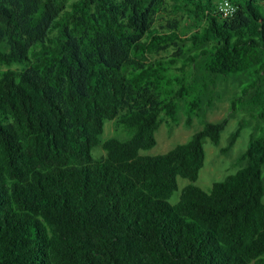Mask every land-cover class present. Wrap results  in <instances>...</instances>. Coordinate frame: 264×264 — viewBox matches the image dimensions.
<instances>
[{"label": "trees", "instance_id": "1", "mask_svg": "<svg viewBox=\"0 0 264 264\" xmlns=\"http://www.w3.org/2000/svg\"><path fill=\"white\" fill-rule=\"evenodd\" d=\"M223 1L0 0V264H264V0ZM240 110V167L205 191ZM180 115L201 128L139 154Z\"/></svg>", "mask_w": 264, "mask_h": 264}, {"label": "rangeland", "instance_id": "2", "mask_svg": "<svg viewBox=\"0 0 264 264\" xmlns=\"http://www.w3.org/2000/svg\"><path fill=\"white\" fill-rule=\"evenodd\" d=\"M7 68L4 65H0V69ZM234 85L232 82L220 83L216 86L215 90L219 92L223 86ZM235 87H230L229 90L223 95V97L216 102L211 108H207L206 120L208 121H218L221 118L228 115L229 112V98ZM244 111H238L234 115L229 117L225 128L221 132L220 140L218 145H214L208 138L203 142L205 158L203 166L201 167L197 179L192 182L193 184L199 186L205 191L210 190L213 182L222 180L226 175L235 172L240 165H234L239 154L245 150L249 134L254 131L252 124L244 127L237 138L234 145L226 152L221 154L219 149L227 145L230 134L237 128V121L240 119ZM111 120H106L104 123V134L115 136L112 133L113 125ZM201 125L196 119L192 121V125L186 127L184 125V116L180 115V120L177 125L173 127L171 133H169L168 126L161 123L159 128L155 131L156 144L149 149H141L139 154L141 155H158L163 154L173 148L177 143H182L188 140V138L196 130L200 129ZM122 138V135L117 136ZM190 181L179 177L177 179L178 189L175 190L170 197L169 201L174 203L178 200L181 188L189 183ZM264 200V199H263Z\"/></svg>", "mask_w": 264, "mask_h": 264}, {"label": "built area", "instance_id": "3", "mask_svg": "<svg viewBox=\"0 0 264 264\" xmlns=\"http://www.w3.org/2000/svg\"><path fill=\"white\" fill-rule=\"evenodd\" d=\"M219 10L221 11L222 15L229 16L233 13L234 7L228 1L224 0L219 5Z\"/></svg>", "mask_w": 264, "mask_h": 264}]
</instances>
